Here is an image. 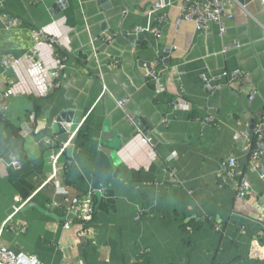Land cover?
<instances>
[{"label":"crops","instance_id":"crops-1","mask_svg":"<svg viewBox=\"0 0 264 264\" xmlns=\"http://www.w3.org/2000/svg\"><path fill=\"white\" fill-rule=\"evenodd\" d=\"M224 1L234 14L220 34L215 23L198 29L183 19V0H110L116 11L105 20L118 17L110 28L139 40L132 54L143 64L119 63V76L108 82L123 91L134 70L155 91L162 119L155 142L139 134L119 153L115 197L107 202L91 180L109 89L96 78L98 67H88L82 53L74 56L68 36L80 15L86 19L102 4L67 0L54 12L56 0H0V92L11 90L0 97V245L43 264H264V149L251 134L264 110V1ZM155 27L159 35L150 31ZM6 55L18 65H3ZM58 58L64 67L53 78ZM146 63L162 70L163 91ZM234 69L247 78L231 82L223 73ZM71 79L82 84L68 91L61 85ZM175 97L188 109L171 108ZM82 99L79 126L53 146L67 192L61 194L46 182L52 146L45 135L56 137L53 118ZM254 149L262 152L257 158ZM12 155L20 167L9 166ZM229 157L236 159L230 175L222 170ZM241 178L250 184L244 200L236 196ZM73 198L93 204L84 228L69 208Z\"/></svg>","mask_w":264,"mask_h":264},{"label":"water","instance_id":"water-1","mask_svg":"<svg viewBox=\"0 0 264 264\" xmlns=\"http://www.w3.org/2000/svg\"><path fill=\"white\" fill-rule=\"evenodd\" d=\"M96 1L99 5L102 4V10L87 14L86 19L80 15V24L73 27L68 36L69 48L73 51L74 56L77 57L82 53L86 57L88 67L92 69L98 67L96 78L101 75L103 86L111 91V93L105 91L103 95L107 106L108 119L102 125L91 180L92 189L100 191L101 199L110 202L115 197L114 177L120 161L119 153L139 134L148 133L151 141L155 142L159 137L158 130L155 128L161 121L162 116H157V109L153 104L155 91L149 89L145 79L135 73L134 70L128 71L127 74L132 82L126 83L123 86V91L121 90L122 92L112 90L108 80L119 76L118 72L121 70L118 66L119 63L127 64L133 69L136 63L141 66L143 60L135 61V56L132 54V50L139 43L138 39H129L127 29H121L119 33H116L115 28H110L109 24L113 25L112 23L118 20V17L113 20H105V17L108 18L116 11V9H111L110 0H105L106 3L104 0ZM66 6L67 0H56V3L52 5V10L57 12L59 7L65 8ZM110 29L116 35H112ZM121 42L125 44L122 45ZM121 49L123 52H120ZM118 58H122L121 61ZM96 61L99 62L95 63ZM166 62L167 60L164 61V63ZM146 64L148 73H151L153 69L148 63ZM113 68H116V70L110 74L109 71H112ZM81 84V82L78 83L75 79H71L68 83H62L61 86L68 91H73L71 85L79 86ZM88 87L89 85L84 90L85 95L89 93ZM83 99L76 101L72 108L61 110L53 118L52 128L56 135L55 138L59 142L64 143L69 138V132H74L82 121L84 114ZM122 99H127L125 108L131 113L133 123L128 122L125 112L117 106L116 102ZM116 106L118 110L115 111L113 108H116ZM256 145L257 148L264 149L262 140H258Z\"/></svg>","mask_w":264,"mask_h":264},{"label":"built area","instance_id":"built-area-1","mask_svg":"<svg viewBox=\"0 0 264 264\" xmlns=\"http://www.w3.org/2000/svg\"><path fill=\"white\" fill-rule=\"evenodd\" d=\"M264 1V0H261ZM160 3H156V6L159 7ZM233 9L228 4V2L224 0H183V8H182V18L188 21H193L198 29L205 28L208 24L215 23L218 25L219 33H223L225 31V20L230 19L233 17ZM136 31H143L141 27H136ZM153 33L156 35H159V28L155 27L152 28ZM49 41L52 42V39L47 37ZM3 65L7 67H15L18 65L19 60L15 58H10L8 55L4 56L2 59ZM63 64L57 59V66L55 72H53L52 76L53 78H56L60 71L63 69ZM162 70L154 71L152 70L151 73H149V79L151 81H154L156 84V90L157 91H163L162 86L158 83L159 74ZM224 75L229 76V80L231 82H237L241 83L246 78L247 75L244 74L240 69H234L230 71L229 73L224 72ZM205 80V78H204ZM205 86L210 89V86L208 83H205ZM11 93L10 89H7L4 92H0V97L3 95H8ZM256 95V91H251L249 95V99H252ZM119 107L125 112L128 122L133 123V117L131 116V113L125 108L126 100L122 99L116 102ZM170 106L173 109H188V103L182 99L181 97H175L173 100L170 101ZM210 117H205L203 121L208 122L210 121ZM253 136L256 140L262 139L264 136V110L262 112V116L260 119V122L253 128ZM237 137V136H236ZM46 142L49 143L52 146L51 152L48 156L49 161L52 164V171L48 174L46 178L47 183H51L55 186V189L57 191H60L61 194H66V190L60 186L59 182V171L60 167L57 163V154L55 152V148L53 147L55 145V136L49 137L45 135ZM145 141H150L151 138L149 136H145ZM64 145V144H63ZM62 150L64 146H61ZM252 157L257 158L262 154L260 150L254 149L250 151ZM21 163L19 159L12 155L11 161L9 163V166L12 168L20 167ZM222 170L225 171L226 174H234L236 172V159L234 157H229L227 160L222 162ZM250 191V184L245 178H241L238 182V185L236 187V196L240 200H244L246 196L249 194ZM66 200V199H65ZM66 203V201H64ZM16 208V207H14ZM69 208H71L74 211V214L76 216L77 221L80 223V227L88 226V223L92 220L93 215L95 213L93 204L90 202H85L82 200H79L77 198H73ZM63 228H69V223L64 222ZM262 253V252H261ZM0 264H43L41 263L36 255L25 253V252H19V253H13L11 250H9L7 247L0 245ZM74 264H81V262H76Z\"/></svg>","mask_w":264,"mask_h":264},{"label":"trees","instance_id":"trees-1","mask_svg":"<svg viewBox=\"0 0 264 264\" xmlns=\"http://www.w3.org/2000/svg\"><path fill=\"white\" fill-rule=\"evenodd\" d=\"M171 100H173V98H172V99H170V100L168 99V102H169V106H170V101H171ZM170 107H171V106H170ZM171 108H172V107H171Z\"/></svg>","mask_w":264,"mask_h":264}]
</instances>
